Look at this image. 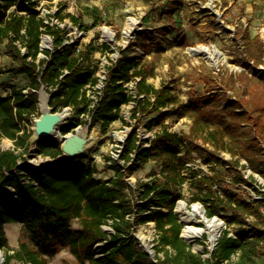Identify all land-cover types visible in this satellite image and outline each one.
<instances>
[{
    "label": "trees",
    "instance_id": "16d2710c",
    "mask_svg": "<svg viewBox=\"0 0 264 264\" xmlns=\"http://www.w3.org/2000/svg\"><path fill=\"white\" fill-rule=\"evenodd\" d=\"M205 1V0H202ZM26 2L28 13L12 9ZM36 0H0V44L5 43L12 62L0 67V75H24L26 87L7 85L0 92V133L11 139L13 146L0 148V249L5 252L4 264H50L48 256L58 248H67L79 264H224L234 254L239 258L233 264H264V192L255 201L243 199L231 186H223L226 169L219 170L221 154L228 151L232 159L231 175L236 183L247 181L243 169L264 177V91L258 87V67L264 65V39L252 36L248 27H239L235 39L242 40L245 58L238 57L244 67L239 73L216 74L205 64L187 71V80L203 84V95L180 102L171 83L160 87L148 81L154 74L151 66L126 56L108 65V78L103 98L93 115L90 127L100 123L104 133L109 125L123 119L121 107L133 101L132 118L137 122L127 137L119 158L108 155L113 170L109 178L97 176L98 168L87 159V153L66 155L60 142L52 137L33 140V119L39 116L38 95L42 86L51 93L54 110L69 107L71 122L62 132L72 131L81 123L80 116L88 110L86 86L98 82L93 63L92 45L79 48L69 40L70 29L66 17L82 29L88 15L97 24L103 19L98 6H85L79 16L58 7L46 21L36 9ZM168 17L173 19L179 4L170 2ZM60 22L65 23L63 26ZM53 37V47L43 49L42 35ZM137 35V45L149 49L145 36ZM181 45H187L186 36ZM20 43V45H19ZM24 48V50H23ZM110 46L103 44V49ZM45 57H40V53ZM140 77L137 97L128 93L125 82ZM27 89V91H25ZM139 95H143L140 97ZM184 109L192 119L188 132L171 131L167 119L182 116ZM155 129L150 145L145 146L138 128ZM204 138L212 148H205L197 140ZM196 145L198 147H196ZM197 148L204 162L212 163V174L198 176L188 164ZM43 156L39 165L30 161ZM246 160V164L242 163ZM150 160L161 164L163 180L142 181L141 201L132 197L134 186L128 182V171L142 167ZM192 171L196 179L193 202H201L207 217L219 216L226 222L210 258L194 252L183 238V224L176 205L181 194L179 187ZM155 174V173H154ZM145 216L141 217L143 214ZM246 216L252 223L244 227ZM77 221L79 226L72 225ZM152 220L158 232L157 253L152 255L140 247L132 235L133 228ZM20 221L31 234L32 244L23 242L13 248L6 232V224ZM111 224L112 231L104 228ZM239 224L236 231L230 227ZM164 252V256L160 255ZM100 254V255H98Z\"/></svg>",
    "mask_w": 264,
    "mask_h": 264
},
{
    "label": "rangeland",
    "instance_id": "374dc122",
    "mask_svg": "<svg viewBox=\"0 0 264 264\" xmlns=\"http://www.w3.org/2000/svg\"><path fill=\"white\" fill-rule=\"evenodd\" d=\"M36 9L39 14L45 18L46 21L59 22L54 16L58 7L65 5L64 13L70 12L77 16L80 15L81 9L85 6H98L103 13V19L97 24L94 23L92 17L84 15L82 21L90 25L87 29H82L74 24L69 17L65 21L69 24V35L71 40L79 48L92 45L97 49L92 51L94 65L102 66L111 64L122 57H127L131 60L138 59L141 63L151 66L154 69V74L148 76V81L156 87H160L162 83H171L173 91L178 95L179 101L182 103L188 102L193 96L203 95V84H194L192 80H187L186 73L191 71L195 66L205 64L210 67L216 74L224 72L239 73L244 70V67L237 60L238 57L245 58L242 53V40L235 39L236 29L239 27H248L252 36L261 35L264 39V0H36ZM174 1L179 4V9L174 14L173 19L168 17L167 11L171 8L170 2ZM27 3H17L12 9L19 10L21 13H28L26 8ZM133 21V22H132ZM65 23L60 22V25ZM108 28L111 31V36L103 31ZM130 29V33L126 36L124 31ZM147 31L145 36L146 44L149 49L145 50L137 45V35ZM186 36L187 45H181L180 42ZM45 37L49 38V43L43 45ZM110 46L109 49H103V44ZM53 37L47 34L42 35L41 46L43 49H51L53 47ZM20 45V43H19ZM200 46H209L216 49L219 53L215 54L214 63L202 51H195ZM24 50V48H23ZM44 53H40V57H45ZM12 57L6 47L5 43L0 44V67L12 62ZM257 78L259 79L258 87L264 91V65L258 67ZM14 83L18 87H26L28 79L24 75L12 76L8 73L0 75V92L5 94L8 89L7 85ZM135 103L130 101L123 104L121 107V116L125 119H118L112 122L106 133L103 132L101 124L95 126L84 127V131L88 137L91 138V145L85 148V152L90 157L87 161L95 164L98 168L97 176L101 178H109L113 175V170L107 168L106 160L108 155L120 153V149L124 148V143L127 137L133 130V125L137 122L132 118L133 107ZM70 117L73 115L71 108L68 109ZM182 116L173 115L166 121L169 124L171 131L176 133L188 132L192 119L188 115L186 109L183 110ZM40 114V111H39ZM38 117V116H37ZM71 119H67L66 123L60 127L61 133L63 127L67 126ZM32 126V125H31ZM76 128V127H75ZM155 129L148 131L144 125L138 128L140 142L146 144L147 139L154 137ZM83 130V129H82ZM74 129L73 132H75ZM70 132V131H69ZM68 133V132H67ZM33 140L37 137L32 136ZM60 142V139L56 137ZM198 144L209 149L212 146L204 140L199 138ZM147 143L150 144V141ZM13 146V141L0 133V148H9ZM196 147H198L196 145ZM82 154V153H80ZM194 158L188 163L192 167V171H196L198 176L205 174H212V163H206L200 155L199 150H193ZM120 159V157L118 156ZM222 163L225 166H218L217 169H226V180L222 183L223 186H231L236 189L243 199L248 201H255L261 197L259 191L264 192V177L259 174H254L255 179H251L252 171L246 167L243 173L247 181L236 183L232 173V167L229 161L232 159L228 151L221 154ZM120 162L123 161L120 159ZM242 163H247L242 159ZM192 171H186L187 179L179 187L181 199L176 205V212L179 214L180 220L183 224L182 234L185 229L184 217L187 214L197 213V216L192 221L194 225H203L202 218L205 214V207L201 202H193V195L196 190V179ZM155 173V174H154ZM127 177L128 182L131 183L135 190L132 192V197L136 202L141 201L140 190L137 188L142 181H151L160 178L163 180L161 174V164L158 160H150L142 167L135 171L129 172ZM143 214L141 217L145 216ZM221 222L222 227L217 239L221 235L222 230L227 226L224 219L217 216ZM252 216H246L242 222L244 227L249 226L253 221ZM73 226H79L75 220ZM239 224H233L230 229L232 231L238 230ZM104 228L112 231L111 224H105ZM6 232L9 243L13 248H17L21 243L26 242L32 244L31 234L25 228L22 222L16 221L6 224ZM140 233L148 236L147 244L151 246L152 251L157 253V239L158 232L155 222L149 220L147 222L138 223L132 230V235L137 239L140 247H143V242ZM183 236V235H182ZM191 246L192 250L201 253L204 258H210L211 252L215 247L209 240L207 232L197 237L192 243L183 237ZM216 239V240H217ZM2 260L0 264H4L5 252L2 251ZM154 255V256H155ZM160 255L163 257L164 252ZM239 258V253L233 255L230 262L224 264H233ZM50 264H79L73 254L67 248H58L54 255L48 256Z\"/></svg>",
    "mask_w": 264,
    "mask_h": 264
},
{
    "label": "bare ground",
    "instance_id": "6f19581e",
    "mask_svg": "<svg viewBox=\"0 0 264 264\" xmlns=\"http://www.w3.org/2000/svg\"><path fill=\"white\" fill-rule=\"evenodd\" d=\"M133 22V21H132ZM103 31L105 33H108L111 36V31L108 28H104ZM125 35L127 36L130 33V29H126L124 31ZM49 38L45 37L43 40V45L42 46H46L47 43H49ZM195 51H202L204 52L208 58H210V60H212L214 63H216V57L215 54L219 53L215 48L212 49L209 46H200L199 49H196ZM40 100L38 101L39 104V109L42 108V110L47 109V99H48V95L47 93L41 89L40 90ZM68 116V112L67 110H65L62 114V121L57 125V129H56V137H58L60 139V141H63V135L61 132H58L60 130V127H62L66 121L65 118ZM33 128L35 127V123L32 124ZM81 135H86L85 131L80 130L79 132ZM91 138L87 140L86 144H85V148L89 147L91 145ZM197 216V213H189L187 214L186 217H184V222H185V229L183 231V237H185L189 242H193L197 237L203 235V233L207 232L209 234V240L211 241L212 244H214L216 242V239L218 237V234L220 232V229L222 227V222L216 218V217H207L204 215V217L202 218V222L203 225H194L192 223V221L195 219V217ZM140 237L142 239L143 242V247L144 250L147 251L148 253H151L152 255H154L155 252L152 251V248L150 245L147 244L146 239L148 238V236L144 235L143 233H140ZM2 255L3 253L0 252V262L2 260Z\"/></svg>",
    "mask_w": 264,
    "mask_h": 264
},
{
    "label": "water",
    "instance_id": "95a60500",
    "mask_svg": "<svg viewBox=\"0 0 264 264\" xmlns=\"http://www.w3.org/2000/svg\"><path fill=\"white\" fill-rule=\"evenodd\" d=\"M41 89H43L48 95L47 109L45 110H42V108L39 109L40 114L38 117H35L33 119V123H35V127L33 128V125H32V130H33L34 135L37 137V140H42V139L49 138V137L56 138L57 125L62 121L63 119L62 114L65 110H67L68 112V116L65 118V121L70 118V112L68 111L69 107H65L62 110L55 111L54 108L49 103L51 93H49L45 89V86H42ZM40 90H39V95H38V101L41 99ZM38 108H39V104H38ZM80 130L81 129L76 130L75 132H72V133L68 132L66 134H62L64 140L60 141V144H61V148L63 152L66 155L77 156L80 153L85 152V144L88 140V137L87 135H81L79 133ZM58 132H61V130H59ZM216 244H217V240L215 242V246ZM0 252H2L1 249H0Z\"/></svg>",
    "mask_w": 264,
    "mask_h": 264
},
{
    "label": "built area",
    "instance_id": "2783aa9c",
    "mask_svg": "<svg viewBox=\"0 0 264 264\" xmlns=\"http://www.w3.org/2000/svg\"><path fill=\"white\" fill-rule=\"evenodd\" d=\"M67 42H74V39L72 38L71 40H67ZM43 48V47H42ZM108 65L105 62L102 64V66H98L97 69V75H98V82L94 85L88 84L86 86V94L87 97L89 99V105H88V110L83 113L80 116L81 119V123L79 125L76 126V130L79 129H83L84 127L88 128L90 127V124L92 122L93 119V115L96 112V110L98 109L100 102L103 98V93H104V88L106 85V81L108 78ZM140 77H133L131 80H129L128 82H125V87L128 91V93L132 94L133 96L137 97V83L139 81ZM25 91H27V89H25ZM140 97H143V95H139ZM74 129L72 131H70V133H72L74 131ZM148 140L146 141L145 146H149L150 144L147 143ZM124 145V144H123ZM121 151V149H120ZM120 153L114 154L112 155L114 158H118ZM46 158H44L43 156H38V157H33L30 159L31 162H33L36 165H39L42 162H45ZM112 159H108L106 160V163H111ZM100 255V254H98Z\"/></svg>",
    "mask_w": 264,
    "mask_h": 264
},
{
    "label": "crops",
    "instance_id": "0c3cea01",
    "mask_svg": "<svg viewBox=\"0 0 264 264\" xmlns=\"http://www.w3.org/2000/svg\"><path fill=\"white\" fill-rule=\"evenodd\" d=\"M98 177H100V176H98ZM101 178V177H100Z\"/></svg>",
    "mask_w": 264,
    "mask_h": 264
}]
</instances>
